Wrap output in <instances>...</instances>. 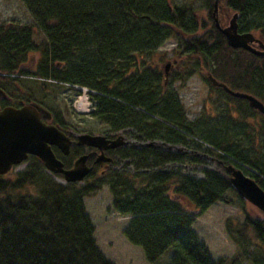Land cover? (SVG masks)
<instances>
[{
  "label": "trees",
  "instance_id": "trees-1",
  "mask_svg": "<svg viewBox=\"0 0 264 264\" xmlns=\"http://www.w3.org/2000/svg\"><path fill=\"white\" fill-rule=\"evenodd\" d=\"M20 2L32 23L0 25L4 67L13 64L20 69L34 54L32 71H20L19 76L28 77L18 81H42L41 88L86 87L96 92L91 95V116L106 126V132L129 129L137 142L191 146L225 165L242 169L241 164L247 165L256 174L243 169L245 173L264 189L258 143L254 140L250 153L243 155L244 148L220 138L217 125V129L209 126L207 117L188 120L172 89L175 81L184 85L188 75L172 73L165 84L160 68L165 57L159 47L176 37L182 43L181 55L193 59L185 71L208 68L217 80L226 71L229 85L236 88L234 80L240 81L241 89L249 87L263 99L264 58L230 49L208 20L197 22L191 10L172 0ZM209 3L211 13L212 0ZM219 7L225 18L229 8L238 12L242 33L257 32L264 38V0H219ZM36 34L42 35L38 43ZM115 155L114 163L128 160L133 170L109 165L103 173L92 171L82 183L63 184L30 157L25 170L0 175V264H115L96 245L94 225L84 205L86 197L104 186L112 195L111 209L130 217L123 235L141 248L151 264L165 255L164 264H264V218L249 215L246 202L226 178L209 168L202 169L201 179L180 170H161L174 163L204 164L205 159L146 145L122 147ZM219 201L237 203L244 220L226 223L235 253L213 259L193 225Z\"/></svg>",
  "mask_w": 264,
  "mask_h": 264
},
{
  "label": "rangeland",
  "instance_id": "rangeland-1",
  "mask_svg": "<svg viewBox=\"0 0 264 264\" xmlns=\"http://www.w3.org/2000/svg\"><path fill=\"white\" fill-rule=\"evenodd\" d=\"M175 5L191 4L196 8H199V0H172ZM201 16V13H199ZM226 21V18H225ZM32 23V20L22 5L20 0H0V25L2 23ZM42 40L41 34L35 35V41L38 43ZM176 43L173 39L167 40L163 45L159 47V54L165 57V59H172L173 52L175 50ZM32 56V55H31ZM164 62V61H163ZM162 63V62H161ZM160 63V64H161ZM42 81H36L33 84L30 82L18 81L17 93H13L12 98L16 104H24L29 102L41 103L43 106L49 109L60 111L68 122V127L77 136L84 133L92 134H104L107 130L106 126L100 121L93 118L90 114L91 101L87 100L77 101L76 108L74 103L78 99V96L82 92L77 91L64 86L56 88L54 85L51 87L45 86L41 88ZM172 89L177 93L180 101L186 110L187 119L195 121L199 115L211 116L212 119H216L217 111L210 113L211 108L216 109L217 101L209 103L205 101L207 97V86L201 80L198 75H193L188 79L184 85L172 84ZM88 97V94H85ZM84 99V98H82ZM89 103V105H88ZM91 103V104H90ZM82 106V107H81ZM77 109V110H76ZM207 112V114L205 113ZM217 122V120H215ZM130 130L119 132L118 135H122L127 141H131L134 138L129 134ZM221 134H223L221 132ZM260 138V137H259ZM261 139V138H260ZM155 141V140H154ZM158 143L167 142L157 140ZM256 148H261L264 143L257 139ZM246 140H243L242 146L245 145ZM237 144L234 142V147ZM239 146V147H240ZM130 147V146H128ZM204 144L201 149H206ZM159 148V147H156ZM165 149V148H160ZM169 150V149H165ZM170 151L181 152L187 155V157L198 156L206 160L204 164H189V163H174L167 164L161 170H180L185 174L195 176L197 179L203 177L202 169L209 168L216 172L226 175V169L219 163V161L201 150L192 148L191 146L177 145L176 148L170 149ZM247 150L243 153L245 154ZM250 153V152H249ZM128 160L123 162H112L111 166L116 170H128L132 171V167ZM27 163H23L14 168L11 173L17 171H23L27 167ZM51 174V173H50ZM52 175V174H51ZM57 181L61 182V179L55 175H52ZM235 201V200H234ZM112 195L107 186L102 187L94 195L86 197L84 199V205L86 212L89 214L92 223L94 225V237L96 245L101 252L115 264H151L146 261L143 251L140 247L132 245L123 235V230L128 224L129 216H122L111 209ZM246 210L253 218H264V214L255 206L246 203ZM232 219L236 222L244 220V214L237 203H227L219 201L213 204L202 216L196 219L193 228L198 233L199 238L205 242L209 249V252L213 259H217L222 256H232L236 251L235 244L230 240L226 232L227 220ZM168 255L161 257L156 263L152 264H164Z\"/></svg>",
  "mask_w": 264,
  "mask_h": 264
},
{
  "label": "flooded vegetation",
  "instance_id": "flooded-vegetation-1",
  "mask_svg": "<svg viewBox=\"0 0 264 264\" xmlns=\"http://www.w3.org/2000/svg\"><path fill=\"white\" fill-rule=\"evenodd\" d=\"M199 2H200L199 8H196L193 5L188 4V3L176 5V6L185 7L186 9L191 10L197 22L201 20H205V21L208 20L207 22L209 23L210 27L217 28L219 31L220 29L217 26L215 17L218 19V22L221 28H224L228 26L229 21L232 18L233 14L236 13L238 32L242 34V32L240 31L241 28L239 25V14L237 11L233 10L232 8H229L228 9L229 16L226 18V21H225V17L223 16L224 10L222 7H219V0H212V7H211L212 12L211 13H209V10H210L209 0H199ZM215 8H216V11H215ZM199 13H201V16ZM246 33H252L256 39L253 42L249 43V46L261 52L262 54H256L244 48H233L228 45L225 35L223 33L222 34L224 35L225 37L224 40L226 41L230 49H234V50L242 49L251 55L264 58V38L261 37L259 33L257 32H246ZM172 39L176 43V47L173 52L174 55L172 56L173 58L165 59V61L160 65L162 73L164 74V83L165 84L168 83L172 73H177L181 75L180 77L188 75L187 80L192 78L193 75H198L202 81H203V78L201 76L204 75L208 81L206 83L203 81L206 84L207 90H208L205 101L209 103H212V101H217V104H216L217 108L216 109L211 108V112H210V113H215L217 111L216 119H212L211 116H206V117L209 120L208 121L209 126L213 127L214 125V128H215V126L217 125L218 129L217 127L215 128L217 130L211 127H208L209 131L215 130V132L217 131V133H219L220 138H224V140L234 141L235 144H237L236 148L238 149L244 148L243 152L245 150L250 151V148H251L250 145L253 143L254 140H255V143L257 142V139H259L260 142L264 143V140H262L264 136V132H263L264 131V114L261 111H259L257 108L251 107L247 99L236 97L232 95L230 91L246 93L248 95H251L255 97L257 100H259L263 105H264V99L253 94L252 90L249 87H248L249 90H244L243 88L241 89L240 81L234 80L236 88L229 85L230 80H228L227 82L226 71L221 75V80H217L215 77H213L212 74L210 73V69L208 68L202 69L199 72H196V70L192 68H191L192 70L185 71V67H190V65L193 62V59L190 60V59H187L186 57H183L181 55V52H183L182 43L176 37L175 39L174 38ZM193 57L195 58V56ZM10 58H12V56ZM184 58L187 61H184ZM34 65H35V59L33 56H30L28 58V61L21 65L20 69H17V67H15V65L13 66V64L11 65L9 64L8 67H4L2 64L1 57H0V111H3L6 108H19L20 106L26 104V103L16 104V102L13 101L12 95L13 93H17L19 77H28V76H19L20 71H32V67ZM262 66H264V64ZM212 79L215 80L217 83L224 85L228 90L225 89L223 86L215 85ZM175 83L182 85V81L180 80L175 81L172 84H175ZM209 83L213 88L215 89L217 88V91L212 92ZM251 83L253 87H257L258 85L256 81H252ZM37 104L43 106L41 103H37ZM43 108L48 110L49 113L51 114V118L48 120L43 119V122L46 124H51L55 126L56 128H58L59 130L63 131L66 135L69 136L71 140L68 154H64L62 151H60L59 148H57L54 145L51 146L52 151L54 152L56 157L63 162L64 166H66L67 164H71L70 166H72L76 158H78L81 155H86L87 156V159H86L87 166L93 167V169L95 170L102 169V171H104L109 168V165L112 162H114L113 157L117 158V156L115 155V152L117 149L122 148V147H128V146L130 147H140L141 146L140 144H138L139 142H137V140L135 139L129 142L122 135L111 134L106 131L104 134L99 133V135L103 136L104 138H106V140L110 142L115 141L119 136H121L125 143L120 144L115 147H110L109 146L111 145L110 142H107V141L106 143L99 142L103 146L105 145L108 146L107 148H103V146L102 148H99L98 146H89V145L79 144L77 135L74 134V132L71 129L66 127L68 126V122L65 120L62 113L60 111L49 109L48 107H45V106H43ZM205 113L207 114V112ZM203 114L199 116H202ZM202 118L204 119L205 117L202 116ZM215 120H217V122ZM221 132L223 134H221ZM130 133L132 132H129V134ZM243 140H246V143L248 144V146H242V147L240 146L242 145ZM260 149L262 152V158L260 160V163L262 164L264 162V146L261 145ZM243 152L241 151L243 155H246L247 153H249V152H246L244 154ZM72 153L73 155L75 154L74 155L75 157L71 156ZM107 158H111V160H108Z\"/></svg>",
  "mask_w": 264,
  "mask_h": 264
},
{
  "label": "water",
  "instance_id": "water-1",
  "mask_svg": "<svg viewBox=\"0 0 264 264\" xmlns=\"http://www.w3.org/2000/svg\"><path fill=\"white\" fill-rule=\"evenodd\" d=\"M215 21L220 31L225 35L229 46L244 48L256 54H262L249 46V43L256 40L252 33L241 34L238 32L236 13L233 14L228 26L224 28H221L216 17ZM212 81L215 85H220L227 89L215 80L212 79ZM230 93L236 97L247 99L251 107L257 108L264 114V105L255 97L246 93L232 91ZM50 118L51 114L49 111L37 103L26 104L19 108H6L0 111V175L8 173L14 166L21 164L27 159L28 155H34L41 160L46 170L53 174H61L65 183L83 181L92 169L86 165L87 156H80L74 162L72 168H64L63 163L56 158L51 146L54 145L64 154H68L71 140L55 126L47 125L43 122V119L48 120ZM77 139L79 144L98 146L99 148L103 146L99 142H110L103 136L88 133L79 135ZM110 143V147H115L125 142L119 136ZM141 144L143 145V143ZM146 145L169 150L176 148V146L165 143L157 144L155 141L147 142ZM107 147L106 145L103 146V148ZM219 163L226 169L228 173L226 179L236 193L246 203L255 206L264 213V189L240 168L233 164L224 165L222 161H219Z\"/></svg>",
  "mask_w": 264,
  "mask_h": 264
},
{
  "label": "bare ground",
  "instance_id": "bare-ground-1",
  "mask_svg": "<svg viewBox=\"0 0 264 264\" xmlns=\"http://www.w3.org/2000/svg\"><path fill=\"white\" fill-rule=\"evenodd\" d=\"M82 107V106H81Z\"/></svg>",
  "mask_w": 264,
  "mask_h": 264
}]
</instances>
